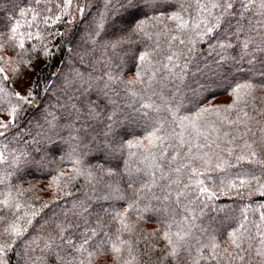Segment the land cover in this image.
I'll use <instances>...</instances> for the list:
<instances>
[{
	"label": "trees",
	"instance_id": "obj_1",
	"mask_svg": "<svg viewBox=\"0 0 264 264\" xmlns=\"http://www.w3.org/2000/svg\"><path fill=\"white\" fill-rule=\"evenodd\" d=\"M134 2L0 0V264H264V0Z\"/></svg>",
	"mask_w": 264,
	"mask_h": 264
},
{
	"label": "snow or ice",
	"instance_id": "obj_2",
	"mask_svg": "<svg viewBox=\"0 0 264 264\" xmlns=\"http://www.w3.org/2000/svg\"><path fill=\"white\" fill-rule=\"evenodd\" d=\"M66 2H67L68 5H71L72 0H66ZM128 3H129L130 10H132V11H137V10H138V8H137V6H136L134 0H128ZM215 6H216V5H214V7H215ZM227 6H228V7H231L230 4H228ZM81 11H82V10H81ZM182 26H183V25H182ZM134 30H139V25H137L136 29H134ZM12 31L15 32L16 29L14 28V29H12ZM208 31H211V29L209 28ZM140 59H141V61H143V60L145 59V57H144V56H141ZM239 87H240V88H250L251 85L245 84V85H241V86H239ZM234 91L238 93V92H239V88L235 89ZM17 95H19V94H17ZM20 98H21V99H26L25 97H20ZM228 107H231V105H229ZM204 111H208V109H204ZM0 123H2V122H0ZM3 127H7V125H3ZM147 139H149V141H150V143H151V138H147ZM139 143H140V142H137V146L139 145ZM129 146L131 147L132 145L130 144ZM249 147H250V146H249ZM252 155L255 156V153L253 152ZM241 159H242V157H241ZM241 183L243 184L244 181H241ZM202 191H203V192H207L208 190H207L206 188H204V189H202ZM261 194L264 195V193H261ZM122 223H123V221H122ZM124 228H125V230H128V231L131 230V229L128 227L127 224H124ZM5 232H10V233H13V234L19 236V235L22 234V229H21V227H20L19 224H17V223H13V224L10 226L9 229H6V230H5ZM163 239H165L166 241H168V245H172L173 241H172L171 236H170V234H169L168 232H165V233H164ZM4 250H5L4 247H0V252H2V251H4ZM111 251L114 252V253H119V252L121 251V249H120L119 247H117L115 244H113V245H112V248H111ZM176 254H177V253H176V249H175V248H173L172 251L169 253V255H176ZM116 260H117V262H118L119 258L116 257Z\"/></svg>",
	"mask_w": 264,
	"mask_h": 264
}]
</instances>
